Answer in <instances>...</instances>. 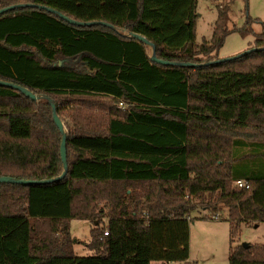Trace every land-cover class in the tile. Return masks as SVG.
Listing matches in <instances>:
<instances>
[{
  "label": "trees",
  "instance_id": "1",
  "mask_svg": "<svg viewBox=\"0 0 264 264\" xmlns=\"http://www.w3.org/2000/svg\"><path fill=\"white\" fill-rule=\"evenodd\" d=\"M60 2L84 0H0V9L41 5L115 29L31 7L0 16V80L54 102L68 161L58 182L0 183V264L187 262L200 204L227 208L229 264H264V244L233 247L241 224L264 222V23L260 50L208 64L230 33L226 7L213 38L196 45L197 0H105L97 16ZM131 33L158 59L200 66L157 64ZM61 141L47 99L0 86V177H59ZM72 219L94 224L91 255H74Z\"/></svg>",
  "mask_w": 264,
  "mask_h": 264
},
{
  "label": "rangeland",
  "instance_id": "2",
  "mask_svg": "<svg viewBox=\"0 0 264 264\" xmlns=\"http://www.w3.org/2000/svg\"><path fill=\"white\" fill-rule=\"evenodd\" d=\"M101 1L99 4H93L91 0L60 4L81 16L86 14L97 16L105 0ZM221 7L228 9L224 25L230 33L223 46L213 56L218 60H227L254 49L255 35L262 32L264 23V0H197L196 45L213 38ZM113 8L121 13V8H116V4ZM243 29L246 31H241ZM148 52L152 53L151 48ZM198 206L190 216L189 259L187 262L170 264H229L231 245L227 208L220 206L206 209L207 204ZM93 226L94 224L87 220H71L70 232L74 242V255L83 257L92 254L86 244L90 243ZM243 244H264V222L257 225L241 224L233 247Z\"/></svg>",
  "mask_w": 264,
  "mask_h": 264
},
{
  "label": "water",
  "instance_id": "3",
  "mask_svg": "<svg viewBox=\"0 0 264 264\" xmlns=\"http://www.w3.org/2000/svg\"><path fill=\"white\" fill-rule=\"evenodd\" d=\"M25 7H31V8H39V9H45L46 11L57 15L60 19L68 22L69 24L75 25V26H80V27H85V26H95V25H99V26H106L112 29H115L114 26L103 22V21H92V22H82V21H76L74 19H71L69 17H67L66 15H64L63 13L53 9V8H49V7H44L41 5H34V4H16V5H12L9 6L7 8H2L0 9V16L7 13L8 11L17 9V8H25ZM131 37L136 38L138 40H140L141 42H143L144 44H146L147 46H149L152 50V56H151V60L157 64L160 65H164V66H181V67H198L200 65H196V64H191V63H176V62H169L166 60H161L158 59L156 57V47L153 43H151L148 39H146L144 36L138 35V34H134L131 33L130 34ZM264 49V47L262 48ZM260 49L254 48L251 50L246 51L245 53L235 57H242L244 55H247L251 52L257 51ZM235 58H231V59H235ZM231 59H227V60H231ZM227 60H216L212 63H208V64H215V63H220V62H225ZM202 65H207V64H202ZM0 86L2 87H8V88H12L15 89L21 93H23L24 95H26L27 97L31 98L34 101H40L41 99H47L48 102L50 103L51 107H52V111H53V118H54V122L57 125V127L59 128L61 134H62V141H61V146H60V154H61V158H62V162H63V172L59 177L56 178H51V179H45V180H21V179H15V178H11V177H7V176H1L0 177V183L3 184H17V185H23V186H31V185H40V184H50V183H54V182H58L62 179L65 178V176L68 173V161H67V146H66V130H65V126L63 124V122L61 121V119L59 118L57 112H56V106L54 104V102L48 98L47 96H42L39 94H35L34 92L30 91L29 89L22 87L20 85L14 84L12 82H7V81H2L0 80ZM244 248H247L249 246V244H243L242 245Z\"/></svg>",
  "mask_w": 264,
  "mask_h": 264
},
{
  "label": "built area",
  "instance_id": "4",
  "mask_svg": "<svg viewBox=\"0 0 264 264\" xmlns=\"http://www.w3.org/2000/svg\"><path fill=\"white\" fill-rule=\"evenodd\" d=\"M119 108H122V109H126L129 107L128 104H126L125 102L121 101L119 102ZM235 186L238 187V188H245V189H249V183L246 181V180H238L236 183H235ZM188 220L190 221V218H188ZM105 235H108V233L106 232Z\"/></svg>",
  "mask_w": 264,
  "mask_h": 264
},
{
  "label": "crops",
  "instance_id": "5",
  "mask_svg": "<svg viewBox=\"0 0 264 264\" xmlns=\"http://www.w3.org/2000/svg\"><path fill=\"white\" fill-rule=\"evenodd\" d=\"M96 225V224H95Z\"/></svg>",
  "mask_w": 264,
  "mask_h": 264
}]
</instances>
